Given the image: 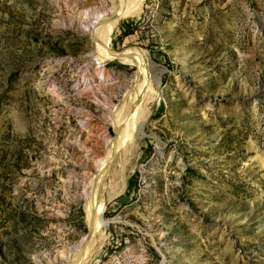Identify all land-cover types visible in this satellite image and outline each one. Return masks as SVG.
I'll return each mask as SVG.
<instances>
[{"label":"rangeland","instance_id":"obj_1","mask_svg":"<svg viewBox=\"0 0 264 264\" xmlns=\"http://www.w3.org/2000/svg\"><path fill=\"white\" fill-rule=\"evenodd\" d=\"M112 7L0 0V264L72 262L111 113L146 75L160 84L109 160L101 194L119 191L81 264H264V0H145L110 47L151 63L101 79L82 22Z\"/></svg>","mask_w":264,"mask_h":264},{"label":"bare ground","instance_id":"obj_2","mask_svg":"<svg viewBox=\"0 0 264 264\" xmlns=\"http://www.w3.org/2000/svg\"><path fill=\"white\" fill-rule=\"evenodd\" d=\"M109 1L113 5L110 10L97 13L89 12L90 14H87L82 22L84 28L94 35V42L102 55V59L96 63V71L101 79L105 78L104 64L113 62L115 59H120L141 67V70H144L145 66L151 63L150 58L145 53L139 54L138 52L131 51L119 53L112 51L110 47L112 32L117 29L119 23L123 19L139 14L143 9L145 0ZM154 78L155 77H148L147 75L141 78L139 83L136 84L130 92L132 98L131 104L126 103L121 109H119V107L116 108V110L113 109L112 113L110 112V120L112 124L116 126L119 136L116 140L109 142L106 157L99 165L98 174L96 176L94 175L95 178L93 180L91 179L92 181L89 188L84 191L83 196L86 201L85 212L87 225L92 232L88 239H86V237L82 239L79 246L72 251L73 259L70 264H81L90 250L95 247V245L102 242L104 231L109 224L105 219V210L107 205L119 191L105 185L104 189L108 191L104 195L101 194L105 181L104 177L109 168V160L120 147H126L127 143L130 142L128 139H131V132L133 130L135 131L136 137L140 139L139 137L145 124L144 118H141L140 112L143 110V106L152 99V94H150V91L153 90L151 83L154 82L157 86L160 84V78ZM82 84L85 88L93 87L90 85L91 81L87 78L83 79ZM261 163L264 165L263 159Z\"/></svg>","mask_w":264,"mask_h":264},{"label":"water","instance_id":"obj_3","mask_svg":"<svg viewBox=\"0 0 264 264\" xmlns=\"http://www.w3.org/2000/svg\"><path fill=\"white\" fill-rule=\"evenodd\" d=\"M91 229H89V233H88V235L86 236V239H88L90 236H91Z\"/></svg>","mask_w":264,"mask_h":264}]
</instances>
